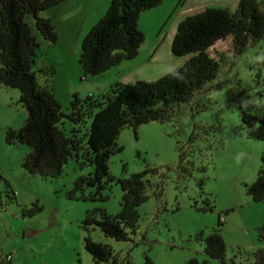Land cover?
I'll return each instance as SVG.
<instances>
[{
	"label": "rangeland",
	"instance_id": "374dc122",
	"mask_svg": "<svg viewBox=\"0 0 264 264\" xmlns=\"http://www.w3.org/2000/svg\"><path fill=\"white\" fill-rule=\"evenodd\" d=\"M257 1L264 12V0ZM163 3L156 13L139 15L138 28L146 44L137 56L100 74L87 75V80L76 76L79 63L61 50L69 36L64 19L54 15L58 39L65 38L53 48L58 39L46 41L33 15L25 14L24 21L40 44L37 59L43 54L41 69L35 68L37 82L48 86L59 102L66 134L74 126L83 132L89 125L87 116L77 125L69 118L74 97L97 99L117 82L156 80L176 69L174 61L191 57L173 55L168 43L176 32L175 18L192 0ZM148 13L155 14L149 17ZM159 34L164 39L152 55ZM46 47L50 48L44 54ZM207 52L219 64L216 77L189 101L175 104L167 120L122 128L116 140L122 148L109 156V173L114 178L151 169L146 175L148 197L137 207L140 218L129 240L106 236L98 226L83 227L88 210L103 208L109 215L118 214L122 191L113 181L103 190L108 196L105 200L88 198L91 188H85L84 198L69 199L66 192L76 178L93 170L90 164H80L82 158L70 159L63 173L53 178L23 168L31 148L8 143L6 135L8 129L21 128L27 111L18 88L0 85V264H95L84 247L86 236L109 245L117 264H186L191 259L199 264L253 263L254 252L264 249L260 237L264 203L254 201L245 185L257 177L264 143L249 136L240 107L264 105V36L250 40L240 52L227 36ZM222 218L226 221L220 222ZM216 230L226 245L224 263L204 252V238Z\"/></svg>",
	"mask_w": 264,
	"mask_h": 264
},
{
	"label": "trees",
	"instance_id": "16d2710c",
	"mask_svg": "<svg viewBox=\"0 0 264 264\" xmlns=\"http://www.w3.org/2000/svg\"><path fill=\"white\" fill-rule=\"evenodd\" d=\"M63 1L0 0V85L18 88L20 102L27 111V118L18 131L7 130L6 141L28 145L31 151L23 161V168L44 178L61 175L70 159L82 158L81 165H92L93 170L78 176L66 192L69 199L84 198L85 188H91L88 198L105 200L108 196L103 190L109 183L119 184L120 212L109 215L103 208L88 210L82 225L85 229L98 226L104 235L116 240H129L140 218L137 207L148 197L146 191L150 183L146 175L151 169L128 177L110 175L109 156L122 148L116 143L120 130L167 120L175 104L189 101L197 90L216 77L219 64L208 54V48L217 40L231 36L234 50L240 52L250 40L262 38L264 12L257 0H239L234 11L209 7L184 18L178 23L171 42L173 55H191L183 65L153 81L117 82L97 99L88 97L80 101L74 97L69 118L77 125L87 116L89 125L83 132L74 126L70 134H66L61 126L64 113L59 102L48 86L37 82L35 68L40 44L24 21L25 14H32L42 37L56 43L55 26L39 14ZM162 1L110 0L104 16L81 41L78 63L83 74L97 75L122 60L135 58L144 41L138 28L139 15ZM240 118L250 128L249 136L264 143V105L241 106ZM245 189L254 201L264 203V153L256 179L246 184ZM260 237L264 239V219ZM204 244L207 256L224 263L226 245L217 230L204 238ZM84 247L95 264H117L109 245L86 236ZM253 259L252 264H264V249L254 252ZM186 264L199 263L191 259Z\"/></svg>",
	"mask_w": 264,
	"mask_h": 264
},
{
	"label": "crops",
	"instance_id": "0c3cea01",
	"mask_svg": "<svg viewBox=\"0 0 264 264\" xmlns=\"http://www.w3.org/2000/svg\"><path fill=\"white\" fill-rule=\"evenodd\" d=\"M238 1L239 0H225V1L224 0H210V1L192 0V5L188 9H185L183 11H180V13H178L177 17L175 18L174 24L177 26L178 23L181 20H183L185 17L199 13L209 7H221V8H227L229 10L235 9L238 4ZM109 2L110 0H65L62 3L58 4L57 6L53 7L54 9L44 14L43 17L46 19H49L51 22L55 21L54 15H56V19L58 17H60L61 19H64L65 26L63 25V28H67V31L69 32V36L64 41L66 43L65 48L61 49L64 52L63 54L66 53L67 55L70 56V58H72V60L78 63V57H79L80 48H81V41L83 37L85 36L87 31L104 16L109 6ZM161 4L159 6L162 7L164 6L165 3H163L162 1ZM159 6L153 9L144 11V12H155L156 13L157 11L155 10H158L156 8H158ZM65 7L67 8L66 10H64ZM155 13H148L150 14L149 17L154 15ZM138 25H139V22H138ZM174 35H175V32H172L171 40L168 43L169 48L171 47V42H172ZM60 38L63 40V38L65 37H62L61 35ZM60 38L58 39V42L55 44V47L53 48H57L56 46L60 44ZM163 39H164V36L159 34L155 45H152L153 47L152 55L158 52L159 45L161 44ZM144 44H146V42L144 43L143 41L141 45L144 46ZM47 48H50V47L45 48L46 52L44 51L43 52L44 54L47 53V50H48ZM51 50L52 49H50V51ZM53 51H55V49H53ZM64 57L66 58L68 56L65 55ZM185 61L186 59H180V60L174 61V64H173L174 68L180 67L181 65H183ZM43 63H44L43 54L42 55L40 54L39 59H37V65L40 66ZM39 68L41 69V66ZM77 75L79 76L80 80L88 79L87 75L83 74L80 67L76 69V76ZM70 76H71V79H73L72 77H74L75 75L71 74Z\"/></svg>",
	"mask_w": 264,
	"mask_h": 264
},
{
	"label": "built area",
	"instance_id": "2783aa9c",
	"mask_svg": "<svg viewBox=\"0 0 264 264\" xmlns=\"http://www.w3.org/2000/svg\"><path fill=\"white\" fill-rule=\"evenodd\" d=\"M220 221H221V222H225L226 220H225L224 218H222Z\"/></svg>",
	"mask_w": 264,
	"mask_h": 264
}]
</instances>
